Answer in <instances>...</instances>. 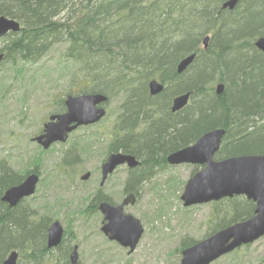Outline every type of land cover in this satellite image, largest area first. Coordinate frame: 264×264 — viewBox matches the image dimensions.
Returning a JSON list of instances; mask_svg holds the SVG:
<instances>
[{
	"label": "trees",
	"instance_id": "trees-1",
	"mask_svg": "<svg viewBox=\"0 0 264 264\" xmlns=\"http://www.w3.org/2000/svg\"><path fill=\"white\" fill-rule=\"evenodd\" d=\"M224 1L0 0V17L20 25L18 33L0 39L4 55L0 83L7 72L13 82L20 79L16 88L21 94L17 104L20 115L28 108V78L35 79V74L43 71L62 76L58 79L61 86L52 87L49 80L38 79L40 83L30 89L39 95V89L47 84L45 97L51 114L65 111L64 95L101 94L107 103H116L109 149L135 156L145 164L143 169L129 172L126 193L137 194L150 179L153 167L160 164L157 141L163 124L149 114L163 111L157 107L169 106L180 94L190 93L191 104L177 114L172 126V152L195 144L207 132L224 129L217 160L264 155V123L260 124L264 120V54L254 47L255 40L264 37V0H241L233 11L221 10ZM208 34V49L202 52L201 41ZM53 53L56 59L52 61ZM189 55L195 59L192 74L185 80L177 75L176 66ZM151 80L164 86L161 94H148ZM216 80L225 85L220 96L214 93ZM7 89L0 91V107L5 106ZM148 127H154V137L141 136ZM0 144H5L3 138ZM90 144L81 147L80 140L70 138L69 150L62 156H80L82 160L90 153ZM7 158H0V263L16 251L27 264H40L47 252L46 235L52 220L30 210L27 199L14 208L1 202L5 191L22 180ZM63 162L64 167L77 163ZM102 201L106 199L100 193L89 207L87 200L85 215ZM213 206L203 238L250 219L255 209L243 197L223 199ZM194 243L184 239L181 250ZM59 255V264H63V252ZM262 261L264 264V258Z\"/></svg>",
	"mask_w": 264,
	"mask_h": 264
},
{
	"label": "rangeland",
	"instance_id": "rangeland-1",
	"mask_svg": "<svg viewBox=\"0 0 264 264\" xmlns=\"http://www.w3.org/2000/svg\"><path fill=\"white\" fill-rule=\"evenodd\" d=\"M54 57L53 53L49 58L53 61ZM45 61L50 63L47 59ZM27 74L34 76L31 73ZM35 76L37 79L28 78L30 88L25 101L28 108L23 110L21 115V107L17 106L21 94L16 89L20 79L13 82L12 75L7 72L0 83L1 92L8 88L6 97H3L5 106L0 107V135H3L0 138L5 142L4 145L0 144V153L3 154L0 158L7 156L11 167L19 174L29 170L40 173L36 193L26 201L27 207L37 211L43 218L49 216L52 221L60 223L65 233L64 237L78 245L80 264H180L182 241L189 239L198 243L206 238H203L207 229L206 222L214 209L213 204L185 208L180 200L185 183L192 173L201 170V167L189 164L170 166L166 163L153 167V174L143 184L135 205L125 208V213L138 218L143 226V234L135 251L127 254V249L109 242L100 232L102 216L99 213L86 216V212L83 211L86 210L85 202L90 201L96 193L97 167L103 158L105 143L109 140L106 142L105 137L100 138L97 153L84 155L76 167V172H91V178L81 182L78 175L75 179L78 184L82 183L79 187L67 185L66 176L56 173L61 162L60 149L65 150L67 143L56 144L46 151L30 143L47 115L51 114V107L47 105L45 97L47 84L39 89V95H33L30 89L40 83L38 79H45L46 82L49 80L47 83L52 87L61 86L63 83L58 79L62 76L52 71L38 72ZM105 112L106 115L97 125V129L109 132L117 117L116 103L108 102L105 105ZM82 132V136H79L82 138L81 147L91 143L90 138L84 134L86 130L79 129L78 133L70 135L71 140L78 139L76 136ZM125 176L124 167L118 168L102 190L103 194L110 199L115 198ZM263 258L264 237L213 264H262ZM54 259V254L43 255L40 264H55ZM20 260V264H27L26 260Z\"/></svg>",
	"mask_w": 264,
	"mask_h": 264
},
{
	"label": "water",
	"instance_id": "water-1",
	"mask_svg": "<svg viewBox=\"0 0 264 264\" xmlns=\"http://www.w3.org/2000/svg\"><path fill=\"white\" fill-rule=\"evenodd\" d=\"M238 0H230L223 5V9L232 10ZM19 25L4 17H0V37L8 32L16 33ZM209 37L202 42L203 50L208 47ZM257 49L264 53V38L255 43ZM3 55L0 54V62ZM194 60L191 55L180 62L177 72L184 71ZM150 95L156 96L164 90L157 80L148 84ZM223 85L216 87L215 93L220 96ZM189 99V95L177 96L172 101V111L181 110ZM107 98L101 94H83L80 96H67L64 105L66 112L53 115L44 125V133L34 139L44 150L54 143H65L68 134L81 126L93 125L105 116L104 104ZM224 129H215L203 134L195 144L172 153L167 157L170 165L190 164L201 166L202 169L195 173L185 184L181 202L185 208L218 202L223 199L243 196L255 205L253 216L243 222H238L222 229L210 237L184 249L181 253L180 264H212L221 257L234 250L250 245L264 236V155H242L216 160L215 156L220 150L221 142L225 136ZM133 156L122 153L109 155L106 163L102 165V182L108 174L117 167L127 165L128 168L138 166ZM89 178L85 173L82 181ZM38 176L33 174L23 183L11 187L3 194L1 202L14 208L24 199L35 193ZM135 198L129 195L122 205L111 207L106 203L99 205L103 215L101 232L109 241H114L122 248L132 253L143 233L140 221L131 215L123 214V206L128 202L133 203ZM63 237V229L58 221L53 222L47 231V248L57 247ZM76 247L70 256L71 264H77L78 255ZM18 254L16 251L9 253L1 264H16Z\"/></svg>",
	"mask_w": 264,
	"mask_h": 264
},
{
	"label": "flooded vegetation",
	"instance_id": "flooded-vegetation-1",
	"mask_svg": "<svg viewBox=\"0 0 264 264\" xmlns=\"http://www.w3.org/2000/svg\"><path fill=\"white\" fill-rule=\"evenodd\" d=\"M173 100V99H172ZM172 100H171V102L169 103V106H166V105H163V106H159V107H157V109L159 108V109H162L163 111H152L151 112V114H149V118H156V119H158V120H160V123L161 124H163V130L160 132L161 133V138L157 141L158 143L157 144H159L160 143V145H157V148H158V156L159 157H161L160 158V163L161 164H164L163 162H166V160H167V157L169 156V155H171L173 152V139H172V137H171V134H172V132H173V125H175V123H176V118H177V113L175 112V113H172L171 112V103H172ZM63 105H64V102H63ZM65 107V106H64ZM66 112V108H65V111L64 112H62V113H60V114H63V113H65ZM157 112H159L160 114H158ZM52 114H48L47 115V118H46V120H44L43 121V123L41 124V127L39 128L40 130L39 131H37L38 133L30 140V143H34V144H36L38 147H40L43 151H45L39 144H37L35 141H34V139L36 138V137H38V136H40V135H42L43 133H44V125L46 124V123H48V120H49V117L51 116ZM99 123H97V124H94V125H90V126H86V127H79V128H77L75 131H73L72 133H70L69 135H68V140L70 139V135L71 134H73V133H78V131H79V129H81V130H86V132L84 133V134H86V135H88V134H90V135H88V136H90L91 137V144H90V153H97V151L99 150V148L97 149V147H98V145H99V141H100V138H103V137H105V139H106V142H107V140H109L108 141V143H105V147H104V151L102 152V159H101V161L99 162V165H98V167H97V176H98V178H96L95 180V183H96V186H97V190L95 189V195L90 199V201L93 199V198H95L96 197V194H98V193H100V195L104 198V199H106V201H102V202H99L98 204H96V209H90L89 210V213H90V216L92 215V214H97V213H99L101 216H102V221H101V228H102V226H103V223H104V220H103V215H102V213L99 211V205L100 204H102V203H106V204H108V205H110L111 207H117V206H120V205H122L123 204V202H124V200L129 196V195H133L134 196V198H135V201L133 202V203H130V202H128L126 205H124L123 206V214L124 215H131V214H127V213H125V208H127V207H131V206H134L135 205V203H136V200L138 199V197H139V194H140V191H141V189L143 188V186H141V188L138 190V192H137V194H133V193H126L125 191H124V188H125V186H124V184H125V181L127 180V177H128V174H129V172L130 171H137V170H141V169H143L144 167H145V164L142 162V160L141 159H138V158H136L135 156H133L135 159H136V161L139 163L138 164V166H136V167H134V168H128V166L127 165H122V166H120V167H124V170H125V173H126V176H125V179H124V181H123V183H122V187H120V190H119V192H118V194H117V196H115V198H109L108 196H105L104 194H103V192H102V190L105 188V185L107 184V182H108V180L110 179L111 180V177H112V175L114 174V172H116L117 171V169L118 168H120V167H118V168H116L111 174H108L107 175V177H106V179H105V181H104V183L103 184H101V182H102V165L104 164V163H106V161H107V159H108V157H109V155H111V154H113V152H111L110 151V149H109V147H110V144H111V140H112V128L110 129V131L108 132V131H105V130H101V129H97V125H98ZM151 127V126H150ZM150 127H148V128H145L142 132H140V134H141V136H144V135H151V134H153V128L154 127H152V128H150ZM94 129V130H92V131H88L87 129ZM88 131V132H87ZM102 133H103V135H102ZM82 134H83V132L82 133H80V134H78L76 137L78 138V140H80V139H82L81 137H79V136H82ZM153 137L155 136L154 134L152 135ZM157 137V136H156ZM156 139V138H155ZM68 140H67V142H68ZM171 141H172V145H171ZM66 142V143H67ZM65 143V144H66ZM56 144H60V143H56ZM56 144H54V145H56ZM54 145H52V146H54ZM51 146V147H52ZM50 147V148H51ZM49 148V149H50ZM64 148V147H63ZM181 148H183V147H181ZM67 150H69V147L67 146L66 148H65V150H61L60 149V151L62 152V155L64 154V152L65 151H67ZM80 156H59V158H60V166L62 167V168H60V166H59V168H57L56 169V173L58 174V175H62L63 173H65V175H66V182H68V184L67 185H69V186H76V187H79V184H82L81 182H86V181H88L90 178H91V176H92V173L91 172H86V173H89V178H88V180H86V181H82L81 180V177L83 176V174H85L84 172H76V170L74 169V167H77V165H79V163H80V158H79ZM64 159H67V160H69V161H71V160H76L77 161V163L76 164H74V163H71V162H69L68 163V165H72L71 167H67V166H65L64 167ZM16 167H17V165H16ZM14 172H15V174H18L21 178H22V180L20 181V183L19 184H17V185H15V186H13V187H16V186H18V185H20L21 183H23L29 176H31V175H33V174H35V175H37L38 176V183H39V181H40V173L39 172H36L35 170H29V171H24V172H22L21 174H19L18 172H17V170L15 171L14 170ZM79 175V181H81V182H79V184L76 182V179H75V177L76 176H78ZM77 178V177H76ZM110 180H109V182H110ZM37 183V184H38ZM37 186V185H36ZM24 200L25 199H23V200H21L18 204H20L21 202H24ZM108 200V201H107ZM88 202V204H87V207H89V206H91V202ZM84 212H86L87 210H83ZM131 216H133V215H131ZM134 217V216H133ZM134 218H136V217H134ZM137 220H139L138 218H136ZM140 221V220H139ZM52 222H54V221H52ZM140 224H141V221H140ZM141 226H142V224H141ZM49 228V227H48ZM142 228H143V226H142ZM47 231H48V229H47ZM64 231V230H63ZM100 232H101V229H100ZM102 233V232H101ZM103 234V233H102ZM105 238L107 239V237L105 236ZM108 240V239H107ZM109 241V240H108ZM109 242H114V241H109ZM115 243V242H114ZM117 244V243H116ZM119 245V244H118ZM120 246V245H119ZM76 247V251H77V253H78V245L77 244H74V243H72L71 241H70V239H67V238H65L64 237V234H63V237H62V240H61V242H60V244L57 246V247H55V248H52V249H48L47 248V235H46V250H47V252L44 254V256H46V255H49V254H54V257H55V263L57 262V264H59V260H58V258H59V253H61V252H63V256H64V260H63V264H71V261H70V256H71V254H72V252L74 251V248ZM121 247V246H120ZM122 248V247H121ZM122 249H124V248H122ZM126 250V249H125ZM128 250V249H127ZM127 254H128V251H127ZM21 263V260L19 259V257H18V261H17V264H20ZM78 264H80V261H79V255H78Z\"/></svg>",
	"mask_w": 264,
	"mask_h": 264
},
{
	"label": "bare ground",
	"instance_id": "bare-ground-1",
	"mask_svg": "<svg viewBox=\"0 0 264 264\" xmlns=\"http://www.w3.org/2000/svg\"><path fill=\"white\" fill-rule=\"evenodd\" d=\"M230 0H225L224 1V3L222 4V6H221V10H227V11H233L235 8H236V6L239 4V2L241 1V0H238L237 1V4H236V6L234 7V9H232V10H229V9H223V5L225 4V3H227V2H229ZM5 18V17H4ZM5 19H7V20H11V21H14V22H16L18 25H19V23L17 22V21H15V20H13V19H10V18H5ZM19 27H20V25H19ZM19 30H20V28H19ZM19 32V31H18ZM18 32H16V33H18ZM11 34H15V33H13V32H8L6 35H4V36H1L0 37V39H2V38H5V37H7L8 35H11ZM205 37H209V41H210V38H211V36H210V34H208V35H206V36H204L203 37V39L205 38ZM262 38H264V37H260V38H258V39H256L255 40V42H254V47L256 48V46H255V43L257 42V40H259V39H262ZM203 39H202V41H201V51L202 52H206L207 51V49H208V47H207V49L206 50H203V47H202V42H203ZM209 43V42H208ZM257 49V48H256ZM259 52H261L259 49H257ZM262 54H264L263 52H261ZM1 55H3V53H0ZM189 56H191V55H189ZM189 56H187V57H189ZM3 57H4V55H3ZM187 57H184V58H182L181 60H179V62L177 63V66H176V72H177V68H178V65L180 64V62L182 61V60H184L185 58H187ZM194 59H195V55H194ZM3 60V59H2ZM194 61V60H193ZM193 61L189 64V66L184 70V71H182V72H177V75L178 76H185V80H186V78H187V76H190L191 74H192V70H191V68H192V66H193ZM2 62V61H1ZM0 62V63H1ZM190 68V69H189ZM216 79H218V78H216ZM215 85H214V93H215V90H216V87L218 86V85H223V91H222V93L224 92V90H225V85L223 84V82H219L218 80H216L215 81ZM148 94L150 95V92H149V88H148ZM186 94H188L189 95V99H188V101H187V104L181 109V110H179V111H176V113L178 114V113H180V112H182V111H184L187 107H189L190 106V104H191V95H190V93H185V94H180L179 96H181V95H186ZM215 95H216V93H215ZM150 96H152V95H150ZM171 112L172 113H175V112H173L172 111V107H171ZM264 123V120L262 121V122H260V124H263ZM8 255V254H7ZM7 255L5 256V258H4V260L6 259V257H7ZM3 260V261H4ZM2 261V262H3ZM1 262V263H2ZM0 263V264H1Z\"/></svg>",
	"mask_w": 264,
	"mask_h": 264
}]
</instances>
